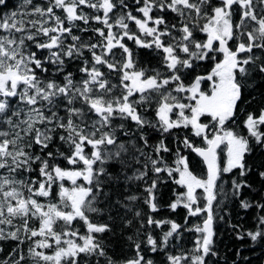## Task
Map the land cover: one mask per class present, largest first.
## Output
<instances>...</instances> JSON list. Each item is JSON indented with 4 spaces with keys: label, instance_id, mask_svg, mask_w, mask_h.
Masks as SVG:
<instances>
[{
    "label": "snow or ice",
    "instance_id": "6c2138e0",
    "mask_svg": "<svg viewBox=\"0 0 264 264\" xmlns=\"http://www.w3.org/2000/svg\"><path fill=\"white\" fill-rule=\"evenodd\" d=\"M7 3L0 264H228L217 220L264 256V0Z\"/></svg>",
    "mask_w": 264,
    "mask_h": 264
},
{
    "label": "trees",
    "instance_id": "16d2710c",
    "mask_svg": "<svg viewBox=\"0 0 264 264\" xmlns=\"http://www.w3.org/2000/svg\"><path fill=\"white\" fill-rule=\"evenodd\" d=\"M16 0H8L7 7H12ZM3 9H0V12H2ZM146 52V50H145ZM169 140H171V137H168ZM190 159H199L198 157H195V154H191ZM251 159L259 160V156L251 157ZM222 160V156H221ZM197 173H199V169H196ZM178 188V186L174 185L169 181L166 186H163L161 191L163 193V199L167 201L169 198L174 199L173 195V189ZM233 213H232V223L233 224H241L245 227L249 226L252 223V213H247L243 210H239L236 208L235 205L232 206ZM185 215L184 209L182 207L178 208L175 213L170 212L167 209H162L159 213L158 218H163L165 216H169L173 219H176L177 222L183 224V217ZM243 217V219H241ZM192 223H195L196 221H191ZM166 230V228H165ZM215 239L217 247L222 255V257H226L228 264H232V261H238V264H246L243 257L247 256L249 258V264H261L262 261H264V256L261 255V247L256 246L254 249H250L248 241H239L235 238V233L232 231V229L228 226L227 221L220 222L217 220V223L215 225ZM183 239L180 241V247H191V242L193 239V234L184 232L182 233ZM171 247V245H170ZM241 249V256L237 257L235 250ZM117 252H120L122 250V246L117 243Z\"/></svg>",
    "mask_w": 264,
    "mask_h": 264
},
{
    "label": "rangeland",
    "instance_id": "374dc122",
    "mask_svg": "<svg viewBox=\"0 0 264 264\" xmlns=\"http://www.w3.org/2000/svg\"><path fill=\"white\" fill-rule=\"evenodd\" d=\"M221 156H222V158H223V152H222V151L220 152V157H221Z\"/></svg>",
    "mask_w": 264,
    "mask_h": 264
}]
</instances>
